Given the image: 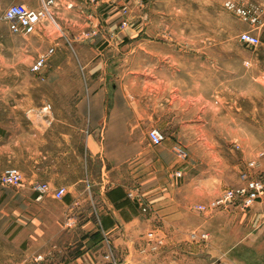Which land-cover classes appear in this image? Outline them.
Masks as SVG:
<instances>
[{
  "label": "rangeland",
  "instance_id": "obj_1",
  "mask_svg": "<svg viewBox=\"0 0 264 264\" xmlns=\"http://www.w3.org/2000/svg\"><path fill=\"white\" fill-rule=\"evenodd\" d=\"M227 1L249 8L257 22L251 24L227 9ZM96 2L89 23L64 21L54 7L50 9L59 29L50 21L44 22L43 34L38 32L32 41L35 48L23 57L31 63L38 52L53 47L47 71L32 73L30 78L36 81L33 86L12 89L10 94L18 96L27 91L43 107L48 104L45 95L50 88L42 80L49 73H55L56 78L104 80L107 106L113 112L106 156L112 162L119 160L123 154L119 144L123 148L127 143L124 163L128 174L124 181L128 192L138 195L147 207L145 213L151 209L150 194L159 189L158 185L166 191L163 181L171 179L172 173L175 176L173 161L189 164L186 192L192 202L187 208V225L183 222L184 229L172 234L180 244L186 243L185 247L172 248L168 244L172 235L161 228L145 227L144 233L132 239L133 256L141 260L138 264H264V216L251 224L247 218L237 223L231 215L218 212L223 208L206 213L194 209L198 202L207 203L238 184L242 173L264 181V0ZM124 4L128 7L125 15L121 11ZM245 30L259 36L257 46L238 42V33ZM11 45L9 30L0 18V67L10 63ZM59 64V70H49ZM84 64L87 67L81 68ZM2 95L8 93L0 88ZM123 98L128 99L129 114L133 112L135 117L132 134L127 136L118 127ZM149 128L163 134L159 145L149 142ZM135 141L144 146L150 160L145 162V169L153 167L154 176L147 177L146 172L144 178L135 176V154L130 150ZM156 159L160 161L153 162ZM255 206L264 213V198ZM201 233L207 234L205 240L192 237ZM92 236L94 260L78 264L134 262L126 257L128 247L123 239L117 243L102 231ZM155 238L162 239L163 247L152 250ZM169 255L174 256V262L163 259ZM47 257L35 261L25 246L12 244L11 236L0 237V264H53L54 260Z\"/></svg>",
  "mask_w": 264,
  "mask_h": 264
},
{
  "label": "crops",
  "instance_id": "obj_2",
  "mask_svg": "<svg viewBox=\"0 0 264 264\" xmlns=\"http://www.w3.org/2000/svg\"><path fill=\"white\" fill-rule=\"evenodd\" d=\"M41 2L0 0L2 7L20 3L38 8ZM97 3L96 0H54L53 7L64 21L89 23ZM38 34L21 36L9 32L12 42L10 63L0 67V88L8 93L0 96V172L15 167L22 174V181L16 187L0 184V237L11 236L12 244L25 246L27 255L32 258L43 253L45 257L50 255L46 260H54L53 264H78L94 260L96 244L92 234L102 231L117 243L123 239L121 242L128 247L126 257L134 261L132 264H138L141 260L137 259L138 255L133 256L132 251V239H137L138 234L161 228L172 235L184 229L183 222L187 225V208L192 202L186 192L189 181L185 175L189 164L173 161L171 166L181 176L172 173L171 179L164 180L166 191L158 185L159 189L149 196L150 212L142 213L135 200L127 195L124 181L128 174L124 163L127 143H123V148L122 143L119 144L120 152L123 151L119 160L112 162L106 156L113 112L107 106L108 90L104 80L86 79L81 80V84L79 79L56 78L55 73H49L42 80L43 85L50 88L45 95L49 110H43L27 91L18 96L10 94L12 89L31 87L36 82L30 78L32 61L23 57H28L25 53L35 48L32 41ZM81 34L83 37L85 32ZM51 67L49 70L54 71L62 65ZM80 67L86 68L87 64ZM134 120L133 112L129 114L128 99H121L118 119L121 134H132ZM130 150L135 154V176L144 178L145 172L147 177L154 176L153 167L146 166L145 169V162L150 160L144 146L135 141ZM157 161L160 159L153 162ZM36 182L47 183L51 190L64 187L66 193L60 199L54 198L51 191L38 198L32 188ZM115 188L119 189V195L110 193L109 197L107 192ZM263 198L248 208L236 204L218 212L231 215L237 223L247 218L251 224L264 216L255 206ZM124 199L127 203L121 204ZM172 236V241L168 242L170 247H185L186 243L180 244V240ZM173 258L172 255L163 257L170 262Z\"/></svg>",
  "mask_w": 264,
  "mask_h": 264
},
{
  "label": "built area",
  "instance_id": "obj_3",
  "mask_svg": "<svg viewBox=\"0 0 264 264\" xmlns=\"http://www.w3.org/2000/svg\"><path fill=\"white\" fill-rule=\"evenodd\" d=\"M54 6V0H42L41 6L38 8H29L20 3H14L7 7H2L0 4V18L6 23L10 33L29 36L37 32H42L43 23L46 21L52 22L56 28L59 26L50 12ZM225 7L234 11L243 20L249 21L251 24L257 22V16L249 8L236 6L231 1L225 2ZM122 14L128 13V7L124 4L121 8ZM122 25L125 24L123 20ZM87 35V34H86ZM238 42L245 46H257L260 43L259 36L249 30L241 31L237 35ZM54 53V48L49 47L47 50L39 53L30 65V71L33 74L39 75L43 72V68L47 64L49 57ZM43 110H49L50 105L46 104L42 107ZM147 138L152 145H159L163 139V134L157 128H149L147 131ZM181 156H185L184 152L179 151ZM176 177L181 176L179 171L174 172ZM22 181L21 172L15 167H7L0 172V184L5 186L16 187ZM33 190L38 193V198L44 193H52L54 198H62L66 190L64 187H57L50 189L45 182H36L33 184ZM264 193V181L258 178L248 176L242 173L239 176V182L232 188L225 189L219 196L210 200L207 203L197 204L194 209L198 212H208L215 208H225L229 204H238L242 208L250 207L254 202L261 199ZM128 197L133 198L138 208L142 213L147 211V207L143 206L138 195L132 193L127 194ZM66 226H70L67 224ZM149 236L153 237V233L149 232ZM193 238L198 237L200 240H205L206 233H201L199 236L192 234ZM161 238H155L152 250H156L162 244ZM110 256L107 255L106 258ZM44 258L42 254H37L33 257L35 261H41Z\"/></svg>",
  "mask_w": 264,
  "mask_h": 264
},
{
  "label": "trees",
  "instance_id": "obj_4",
  "mask_svg": "<svg viewBox=\"0 0 264 264\" xmlns=\"http://www.w3.org/2000/svg\"><path fill=\"white\" fill-rule=\"evenodd\" d=\"M112 192H107V195H109V197H110V193H113V194H115V195H119V189L118 188H115V189H113V190H111ZM125 203H127V199H124L122 202H121V204H125Z\"/></svg>",
  "mask_w": 264,
  "mask_h": 264
}]
</instances>
